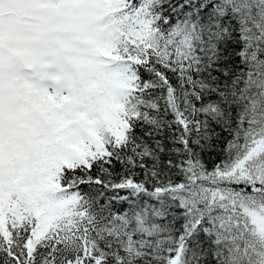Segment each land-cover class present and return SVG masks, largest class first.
<instances>
[{
    "label": "snow or ice",
    "instance_id": "6c2138e0",
    "mask_svg": "<svg viewBox=\"0 0 264 264\" xmlns=\"http://www.w3.org/2000/svg\"><path fill=\"white\" fill-rule=\"evenodd\" d=\"M0 264H264V0H0Z\"/></svg>",
    "mask_w": 264,
    "mask_h": 264
}]
</instances>
